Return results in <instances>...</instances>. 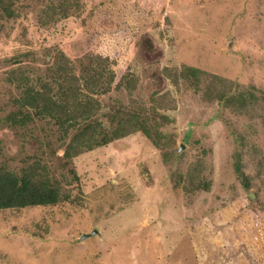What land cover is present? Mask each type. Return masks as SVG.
<instances>
[{"label": "rangeland", "instance_id": "obj_1", "mask_svg": "<svg viewBox=\"0 0 264 264\" xmlns=\"http://www.w3.org/2000/svg\"><path fill=\"white\" fill-rule=\"evenodd\" d=\"M58 50L78 66L108 57L116 81L97 118L140 107L161 146L136 131L67 162L51 123L4 125L20 91L10 71L46 79ZM182 65L264 97V0H18L0 17V162L39 157L66 195L0 210V264H264L241 238L264 220V103L225 107L168 77Z\"/></svg>", "mask_w": 264, "mask_h": 264}, {"label": "trees", "instance_id": "obj_2", "mask_svg": "<svg viewBox=\"0 0 264 264\" xmlns=\"http://www.w3.org/2000/svg\"><path fill=\"white\" fill-rule=\"evenodd\" d=\"M17 1L0 0V17H15ZM62 8L66 9L63 16L67 15L70 6L65 4ZM22 67L19 65L10 71V78H15L11 82L20 91L13 98V108L1 120L12 129L27 128L35 121L51 123L60 133V139L65 145L63 157L67 162L83 150L108 144L136 131L143 132L156 147L161 146L156 122L150 123V118L141 112L140 107L128 113H114L108 118V125L97 118V112L101 109V97L111 91L116 81L117 72L110 66L108 57L100 54L87 56V61L80 62L78 66L71 57L58 50L52 57L46 79L34 80L23 74L22 78H18V71H24ZM166 70L168 77L175 83L182 78L191 83L194 90H200L201 83H205L203 94L206 98L216 99L236 112L247 110L259 100L264 103V97L256 94L262 90L255 86L240 89L233 81L194 66L182 65L179 69ZM205 77H208V81L204 80ZM122 78L130 79L129 76ZM239 141L244 147L245 137L240 135ZM41 160L39 157L33 158L30 164L22 166L20 170L0 162V210L53 205L65 199L60 183L51 178L48 168ZM260 164L264 167V160ZM236 170L248 186V177L240 160L236 161ZM195 187H201L199 182ZM207 187L205 183L202 188ZM257 227L252 236L246 234L241 235V238H244L247 245L262 249L264 220H257Z\"/></svg>", "mask_w": 264, "mask_h": 264}, {"label": "water", "instance_id": "obj_3", "mask_svg": "<svg viewBox=\"0 0 264 264\" xmlns=\"http://www.w3.org/2000/svg\"><path fill=\"white\" fill-rule=\"evenodd\" d=\"M84 236H86V235H84Z\"/></svg>", "mask_w": 264, "mask_h": 264}]
</instances>
